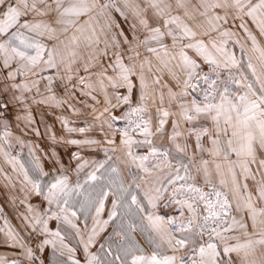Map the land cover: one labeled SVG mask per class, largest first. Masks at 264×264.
I'll return each mask as SVG.
<instances>
[{
	"label": "snow or ice",
	"instance_id": "6c2138e0",
	"mask_svg": "<svg viewBox=\"0 0 264 264\" xmlns=\"http://www.w3.org/2000/svg\"><path fill=\"white\" fill-rule=\"evenodd\" d=\"M0 264H264V0H0Z\"/></svg>",
	"mask_w": 264,
	"mask_h": 264
}]
</instances>
